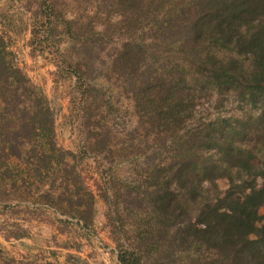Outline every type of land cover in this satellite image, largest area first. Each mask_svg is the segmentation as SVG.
I'll return each instance as SVG.
<instances>
[{
    "label": "rangeland",
    "instance_id": "374dc122",
    "mask_svg": "<svg viewBox=\"0 0 264 264\" xmlns=\"http://www.w3.org/2000/svg\"><path fill=\"white\" fill-rule=\"evenodd\" d=\"M200 1L0 0V34L47 97L55 141L70 153L65 166L54 159L45 179L35 178L42 144L18 132L23 114L0 107V261L121 264L129 251L134 264L211 263L212 249L187 233L199 209L231 188L244 197L263 180L233 170V186L218 160L214 135L255 110L215 88V64L229 53L192 36ZM15 137L28 141L21 160L6 150ZM250 162L261 167L259 156ZM181 163L196 170L188 182L178 180ZM215 163L223 168L207 176ZM72 165L80 176L65 192ZM77 191L83 206L58 196L75 203ZM167 192L179 215L164 213ZM260 215L264 223V207Z\"/></svg>",
    "mask_w": 264,
    "mask_h": 264
},
{
    "label": "trees",
    "instance_id": "16d2710c",
    "mask_svg": "<svg viewBox=\"0 0 264 264\" xmlns=\"http://www.w3.org/2000/svg\"><path fill=\"white\" fill-rule=\"evenodd\" d=\"M194 8L190 27L192 36L195 39L208 38L219 49L229 53L215 64V88L219 93L235 95L236 99L255 110L253 115L236 117L229 123L228 130L219 129L214 135L218 160L220 164H226L225 172L229 171L226 176L233 186L237 185L231 177L233 170L236 174L242 172L262 178L263 184L257 188L255 183H250V192L244 197H237L232 188L223 195H217L215 203H206L199 209L196 221L188 227L187 233L212 249L214 257L210 264H264V223H261L260 215V209L264 207V0H201ZM237 56H248L250 62L245 64ZM15 60L14 53L9 51L0 34V107L8 110L13 106L16 113L23 114L25 122L19 125L18 132H33L29 138L35 137L34 141L37 139L42 144L41 151L38 150L33 157L38 167L33 176L43 181L42 170L50 171L54 159L57 165L65 166L70 153L55 141L54 113L47 97L28 79ZM26 146V139L21 141L15 137L6 149L8 157L21 160ZM255 156L261 159L260 168L250 162ZM216 163L205 171L207 176L223 168ZM70 168L65 169L66 175L75 177L66 185L65 192L71 191V182L77 183L80 176L75 172L76 166ZM181 168V175L186 177L178 178L181 182L182 179L188 182L197 174L192 164L181 163ZM21 181L24 182V177ZM245 184L241 183L238 188ZM75 193L79 195L75 203L71 199L72 194L58 196L60 200L66 198L71 207L83 206L85 201L81 193ZM159 202L167 215L178 212L173 193L161 195ZM89 205L86 204L89 209L82 216L86 225L91 222ZM119 260L121 264H134L129 251L122 253ZM0 264L24 263L8 258L1 260Z\"/></svg>",
    "mask_w": 264,
    "mask_h": 264
},
{
    "label": "crops",
    "instance_id": "0c3cea01",
    "mask_svg": "<svg viewBox=\"0 0 264 264\" xmlns=\"http://www.w3.org/2000/svg\"><path fill=\"white\" fill-rule=\"evenodd\" d=\"M20 36H22V37H24V39H25V36H24V34H19ZM26 40H27V37H26ZM20 42H21V39L20 38H17V40L15 41V43L19 46L20 45ZM24 42V41H23ZM23 45V43L20 45V46H22ZM13 46L14 45H11V48H13ZM27 52H29V47L27 48ZM3 240V236L2 235H0V241H2ZM25 241H27V242H29V244H31V247L29 246V248H36V246H39L37 243H36V240L35 239H30V240H26V239H24ZM27 250H28V248H27Z\"/></svg>",
    "mask_w": 264,
    "mask_h": 264
}]
</instances>
